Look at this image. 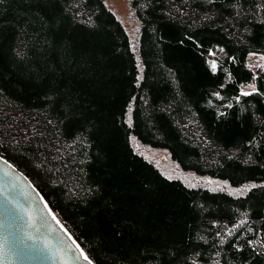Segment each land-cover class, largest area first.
<instances>
[{
  "label": "trees",
  "instance_id": "16d2710c",
  "mask_svg": "<svg viewBox=\"0 0 264 264\" xmlns=\"http://www.w3.org/2000/svg\"><path fill=\"white\" fill-rule=\"evenodd\" d=\"M129 4L134 42L104 0H0V157L94 264H264V0Z\"/></svg>",
  "mask_w": 264,
  "mask_h": 264
},
{
  "label": "water",
  "instance_id": "95a60500",
  "mask_svg": "<svg viewBox=\"0 0 264 264\" xmlns=\"http://www.w3.org/2000/svg\"><path fill=\"white\" fill-rule=\"evenodd\" d=\"M53 217L29 179L0 157V264H88Z\"/></svg>",
  "mask_w": 264,
  "mask_h": 264
},
{
  "label": "rangeland",
  "instance_id": "374dc122",
  "mask_svg": "<svg viewBox=\"0 0 264 264\" xmlns=\"http://www.w3.org/2000/svg\"><path fill=\"white\" fill-rule=\"evenodd\" d=\"M106 6L116 15L119 21L125 28L129 38L132 42L135 41L138 35V23L135 20L132 10L130 8L129 0H104ZM224 56L221 49L215 48L208 54V62L211 69L213 64H217L218 59ZM247 67L251 69L253 73L260 72L264 68V55L251 53L247 57ZM253 84L245 87L241 90L242 94L252 92ZM135 151L142 155L146 160L153 163L162 173L168 178H177L184 182L186 185L206 186L212 190H222L223 185L215 180L203 177H196L190 173H183L177 165L172 162L168 154L159 149H153L146 146H141L137 142H133ZM233 194H239L238 192H232Z\"/></svg>",
  "mask_w": 264,
  "mask_h": 264
},
{
  "label": "snow or ice",
  "instance_id": "6c2138e0",
  "mask_svg": "<svg viewBox=\"0 0 264 264\" xmlns=\"http://www.w3.org/2000/svg\"><path fill=\"white\" fill-rule=\"evenodd\" d=\"M213 68H215V64L212 65ZM248 93H245V95H247ZM53 219H55V217H53ZM80 256L83 257V259L85 261H88V264H91V261L89 260L88 256L84 254L83 251L80 252Z\"/></svg>",
  "mask_w": 264,
  "mask_h": 264
}]
</instances>
